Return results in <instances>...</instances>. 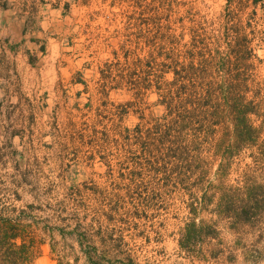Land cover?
Here are the masks:
<instances>
[{
  "label": "rangeland",
  "instance_id": "1",
  "mask_svg": "<svg viewBox=\"0 0 264 264\" xmlns=\"http://www.w3.org/2000/svg\"><path fill=\"white\" fill-rule=\"evenodd\" d=\"M10 2L7 9H0V211L7 207L16 216L25 210L32 217L31 231L45 241L32 264H57L50 245L61 251L64 241L56 231L53 239L44 236V227H64L57 219L75 216L84 219L83 226L92 233L97 227L90 228L89 223L99 220L104 210L96 197L84 193L77 215L65 198L70 189L128 183L120 176L121 172L127 176L128 170L117 165L120 152L112 143L106 150L100 148L103 126H95L94 136L84 130L83 124L96 121L111 126L112 121L103 119L111 110L110 105L102 106L104 102L116 105L131 99L123 91L105 96L100 70L106 62H114L113 53L122 55V46L132 58L147 57L152 16L162 18L163 24L168 21L175 35L183 31L187 41L194 21L201 16L214 21L224 13L228 0H167L163 8L151 0H61L68 3V10L41 7L31 20L18 10L17 0ZM248 12L244 11V25ZM263 17L256 9L244 35L254 55L247 63L252 65L248 72L264 78ZM154 100L148 93L123 117L121 127H134L141 115L158 114ZM100 155H108L110 169ZM245 162L249 159L239 164L237 172L233 166L227 184H235ZM47 188L52 189L50 196L42 195ZM61 201L64 213L56 210ZM31 204L33 209L25 208ZM180 206L178 200L168 199L162 210L148 211L147 218L122 217L121 222L116 216L108 231L122 243L107 259L114 264L127 263L129 257L135 264H264V221L241 226L203 215L215 235L200 242L196 253L182 252L178 233L188 220ZM66 223L70 225L66 231L75 225L72 220ZM63 262L84 264L83 260L73 263L70 257Z\"/></svg>",
  "mask_w": 264,
  "mask_h": 264
},
{
  "label": "trees",
  "instance_id": "2",
  "mask_svg": "<svg viewBox=\"0 0 264 264\" xmlns=\"http://www.w3.org/2000/svg\"><path fill=\"white\" fill-rule=\"evenodd\" d=\"M166 1L151 0L161 8L167 6ZM10 4V0H0V9ZM16 5L29 20L41 7H69L61 0H17ZM256 9L264 14V0H228L224 13L214 21L204 16L194 21L187 41L183 31L175 35L168 21L163 24L162 18L152 16L147 57L132 58L122 46V55L113 53L114 62L104 64L100 70L103 94L123 91L131 99L116 105L104 102L102 106L110 105L111 110L103 119L112 121L111 126L96 121L83 124L84 130L94 136L98 134L95 126H103L100 148L106 150L112 143L120 152L117 165L121 171L128 170L127 176L120 173L128 183L103 187L84 184L83 189H70L65 198L71 200L77 215L84 193L96 197L104 210L99 220L89 223L90 228L97 227L92 233L83 226L84 219L75 216L57 219L64 227H44V236L53 239L56 231L64 241L61 251L50 245L57 264H64L69 257L73 263L114 264L107 257L122 243L108 231L115 217L120 215L121 222L125 217L147 218L148 211L162 210L168 199L178 200L186 212L188 221L179 230L177 241L185 253H196L199 243L216 233L203 215L241 226L264 221V78L248 72L252 65L247 63L254 55L244 35V29L251 28ZM246 10L250 12L244 25ZM148 93L155 96L152 105L160 109L158 114L141 115L134 127L122 128L123 117ZM107 158L100 155L110 169ZM245 159L249 162L244 163L235 184H227L233 166L238 167L237 172ZM51 191L47 188L42 195L50 196ZM6 208L0 211V264H32L45 241L31 231L32 217L25 210L13 216L16 211ZM25 208L31 210L34 205ZM56 208L66 212L62 201ZM69 220L75 225L66 231ZM67 240L73 244L68 245ZM122 264L135 263L129 257Z\"/></svg>",
  "mask_w": 264,
  "mask_h": 264
},
{
  "label": "crops",
  "instance_id": "3",
  "mask_svg": "<svg viewBox=\"0 0 264 264\" xmlns=\"http://www.w3.org/2000/svg\"><path fill=\"white\" fill-rule=\"evenodd\" d=\"M46 7L48 8L49 6H45L44 8H46ZM42 9H43V8H42ZM49 9H51V10H61V9H52V8H50V7H49Z\"/></svg>",
  "mask_w": 264,
  "mask_h": 264
}]
</instances>
